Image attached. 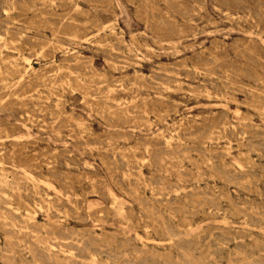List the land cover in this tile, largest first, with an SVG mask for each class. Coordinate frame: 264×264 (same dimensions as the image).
Returning <instances> with one entry per match:
<instances>
[{"label":"rangeland","instance_id":"1","mask_svg":"<svg viewBox=\"0 0 264 264\" xmlns=\"http://www.w3.org/2000/svg\"><path fill=\"white\" fill-rule=\"evenodd\" d=\"M0 38V264H264V0H0Z\"/></svg>","mask_w":264,"mask_h":264},{"label":"bare ground","instance_id":"2","mask_svg":"<svg viewBox=\"0 0 264 264\" xmlns=\"http://www.w3.org/2000/svg\"><path fill=\"white\" fill-rule=\"evenodd\" d=\"M113 1V0H112ZM80 7V6H79ZM76 9H78V8H76ZM5 10V9H4ZM84 22V21H83ZM8 32V31H7ZM79 36V35H78ZM1 39V38H0ZM43 47V46H42ZM129 50V49H128ZM24 58V57H23ZM26 59V58H25ZM4 61V60H3ZM28 61V60H27ZM29 62V61H28ZM11 63V62H10ZM29 64H30V62H29ZM28 67V66H27ZM8 70V69H7ZM27 71V70H26ZM35 71V70H34ZM198 71V70H197ZM171 72V71H170ZM8 74V73H7ZM16 74H18V73H16ZM225 97V96H224ZM117 101V100H116ZM55 102V101H54ZM102 115V114H101ZM225 128V127H224ZM178 129V128H177ZM162 134V133H161ZM243 138V137H242ZM109 144V143H108ZM222 150V149H221ZM230 151V150H229ZM185 154V153H184ZM243 155V154H242ZM138 161V160H137ZM178 171V170H177ZM176 171V172H177ZM141 175V174H140ZM23 181V180H22ZM150 182V181H149ZM8 183V182H7ZM173 191V190H172ZM113 200V199H112ZM44 203V202H43ZM45 204H47V203H45ZM48 205V204H47ZM48 209V208H47ZM58 212V211H57ZM63 216V215H62ZM118 218V217H117ZM19 225H21V224H19ZM18 226V225H17ZM80 228V227H79ZM23 231V230H22ZM147 231V230H146ZM54 233V232H53ZM53 236V235H52ZM106 236V235H105ZM100 237V236H99ZM41 240V239H40ZM54 240H56V239H54ZM101 240V239H100ZM44 241V240H43ZM52 241V240H51ZM102 241V240H101ZM59 242V241H58ZM48 243V242H47ZM62 243V242H61ZM49 244V243H48ZM50 247V246H49ZM63 247V246H62ZM89 253V252H88ZM96 260V259H95ZM100 261V260H99ZM98 263V262H97Z\"/></svg>","mask_w":264,"mask_h":264}]
</instances>
